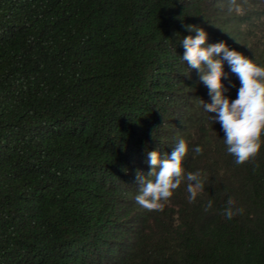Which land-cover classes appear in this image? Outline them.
Here are the masks:
<instances>
[{
    "label": "trees",
    "instance_id": "trees-1",
    "mask_svg": "<svg viewBox=\"0 0 264 264\" xmlns=\"http://www.w3.org/2000/svg\"><path fill=\"white\" fill-rule=\"evenodd\" d=\"M261 1L0 0V264H264V143L235 163L182 59L194 25L264 66ZM179 138L204 189L149 211L137 171Z\"/></svg>",
    "mask_w": 264,
    "mask_h": 264
},
{
    "label": "clouds",
    "instance_id": "clouds-1",
    "mask_svg": "<svg viewBox=\"0 0 264 264\" xmlns=\"http://www.w3.org/2000/svg\"><path fill=\"white\" fill-rule=\"evenodd\" d=\"M231 2L235 4V0ZM186 30L196 35L183 38L185 52L182 59L190 68L199 71L200 81L208 88L212 100L207 104L201 100L203 109L217 114L211 119L221 125L227 152L235 157V163L249 162L258 155L264 143L261 139L264 135V66L230 50L224 42L207 43L208 34L203 28L187 25ZM225 61L240 81L235 100L225 95L228 91L222 82L228 77L224 71ZM194 151L199 155L203 149L197 146ZM188 152V143L179 138L170 155L159 150L147 153L150 171L144 174L138 170L136 174L139 194L135 200L138 205L149 211H163L165 202L184 182L190 194L189 202H195L197 194L204 189V180L199 171H185L183 161ZM211 207L212 201H209L207 208ZM243 212V208H234V201L229 199L223 215L231 220Z\"/></svg>",
    "mask_w": 264,
    "mask_h": 264
},
{
    "label": "rangeland",
    "instance_id": "rangeland-1",
    "mask_svg": "<svg viewBox=\"0 0 264 264\" xmlns=\"http://www.w3.org/2000/svg\"><path fill=\"white\" fill-rule=\"evenodd\" d=\"M262 5L264 6V0L261 1Z\"/></svg>",
    "mask_w": 264,
    "mask_h": 264
}]
</instances>
